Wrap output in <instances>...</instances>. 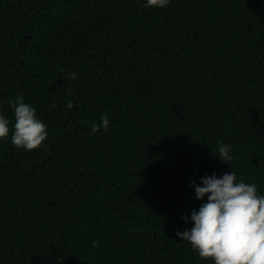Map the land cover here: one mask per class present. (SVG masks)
<instances>
[{
  "label": "trees",
  "instance_id": "16d2710c",
  "mask_svg": "<svg viewBox=\"0 0 264 264\" xmlns=\"http://www.w3.org/2000/svg\"><path fill=\"white\" fill-rule=\"evenodd\" d=\"M145 3L0 0V113L23 95L49 133L0 140V264H213L176 235L191 183L264 195V0Z\"/></svg>",
  "mask_w": 264,
  "mask_h": 264
},
{
  "label": "clouds",
  "instance_id": "9594fccd",
  "mask_svg": "<svg viewBox=\"0 0 264 264\" xmlns=\"http://www.w3.org/2000/svg\"><path fill=\"white\" fill-rule=\"evenodd\" d=\"M169 3L170 0H146L145 7L164 8ZM64 71L66 80L77 79L75 72ZM67 91L71 93L72 89ZM9 103L15 123L10 129V119L0 113V140L7 139L11 131V142L17 148L28 151L42 148L49 135L48 125L37 117L36 108L26 103L23 95ZM66 107L72 109L74 105L69 101ZM100 119L102 123L92 125L93 133L101 128L108 131V116L102 115ZM231 151L230 145L221 144L216 156L227 163L233 159ZM201 184L193 181L190 186L195 189L198 200L207 196V202L199 211H192L193 226L183 232L177 230L176 235L213 264H264V195L258 194L257 185L238 180L234 169L222 177L205 175ZM96 245L98 242H94Z\"/></svg>",
  "mask_w": 264,
  "mask_h": 264
}]
</instances>
